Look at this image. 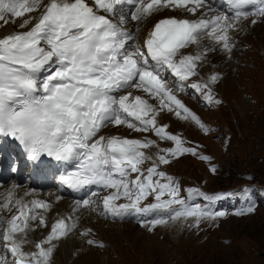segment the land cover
Instances as JSON below:
<instances>
[{
  "label": "snow or ice",
  "instance_id": "1",
  "mask_svg": "<svg viewBox=\"0 0 264 264\" xmlns=\"http://www.w3.org/2000/svg\"><path fill=\"white\" fill-rule=\"evenodd\" d=\"M225 3L232 14L216 10L206 0H0V21L19 18L21 29L0 37V137L18 142L33 165L47 156L64 167L59 182L69 190L82 192L91 186L114 189L103 197V211L99 212L102 217H136L149 231L169 218H195L199 227L201 220L224 217L227 213L213 210L212 202L234 193L208 195L192 188L189 191L196 200L187 201L180 195L178 182L162 170L185 154L201 160L211 157L186 146L180 135L158 124L157 115L174 112L194 122L204 133L210 132L168 87L164 73L174 74L183 91V82L199 75L198 64L205 59L204 53L186 54L189 48L208 36L230 55L236 43L229 33L244 32L249 25L264 21V0ZM162 9H183L193 16L200 9L204 11L199 19L160 18L143 42H138L134 30L126 26L129 22L149 23V18L155 20ZM210 12L215 14L209 17ZM218 79L219 74L212 75L207 82L192 83L190 87L203 92L207 104H219L222 101L211 88ZM129 89L140 90L148 98L133 96ZM149 99L156 103H149ZM119 126L153 133L157 139L103 134V130ZM159 141L174 146L161 148ZM152 148L156 151L149 155L146 150ZM149 162V167H142ZM17 170L14 165L12 171ZM211 171L216 172L214 165ZM15 187L0 206L9 212ZM94 196L96 192L89 191L85 198L76 199L74 211L79 212L81 205L93 206L95 211L99 206ZM149 197L155 202L142 206L141 202ZM122 198L127 202L117 204ZM201 199L203 205L197 202ZM30 203L33 208H50L42 200ZM246 203L236 215L255 210L254 204ZM15 205L19 211L7 220L0 238L5 250L0 253V264H52L56 241L70 232L84 244L98 246L93 230H81L77 216L69 217L71 223L64 218L56 220L50 234L35 244L36 250L25 251L29 220L38 217L29 214L31 208L22 198H16ZM44 225L40 217L37 227ZM18 233L23 237L18 238ZM9 254L11 259L7 258Z\"/></svg>",
  "mask_w": 264,
  "mask_h": 264
},
{
  "label": "rangeland",
  "instance_id": "2",
  "mask_svg": "<svg viewBox=\"0 0 264 264\" xmlns=\"http://www.w3.org/2000/svg\"><path fill=\"white\" fill-rule=\"evenodd\" d=\"M5 22L2 27L8 24ZM263 33L264 26L259 24L254 31L247 28L239 32L230 55L219 53L221 47L217 44L212 47L210 61L218 60L215 69L219 80L211 88L221 103L207 104L204 93L191 87L173 91L210 128L209 133L176 115L174 122H166L170 133L180 135L187 142L186 146L196 147L200 155H207L211 160L185 154L174 158L162 170L178 177L175 180L181 186L180 195L187 201L196 200L189 190L199 185L208 195L234 191V195L219 199L221 203L215 209L227 214L216 220H201L199 227L195 225V218H169L165 224L149 231L141 227L139 218L112 219L93 212L96 218L118 225L108 227L96 222L98 229L93 232L98 246H88L79 239L81 242L71 250L65 264H264ZM209 70L195 77L202 80ZM161 115L165 117L163 111ZM142 134L157 139L153 133ZM159 144L161 148L174 146L169 141H159ZM155 151L154 148L147 150L149 155ZM213 165L215 173L211 171ZM149 166L150 162L142 167ZM135 176L133 173L131 178ZM248 186L251 191L246 193L243 190ZM247 201L255 205V210L236 215V210L245 208ZM151 202H155L154 197L141 203L144 206ZM197 202L204 204L202 199ZM214 202L216 200L212 207ZM150 218L154 217H145ZM94 219L90 217L85 222L93 225ZM124 222L126 224L121 225Z\"/></svg>",
  "mask_w": 264,
  "mask_h": 264
},
{
  "label": "bare ground",
  "instance_id": "3",
  "mask_svg": "<svg viewBox=\"0 0 264 264\" xmlns=\"http://www.w3.org/2000/svg\"><path fill=\"white\" fill-rule=\"evenodd\" d=\"M191 6V5H189ZM204 9H200L199 15H201V12H203ZM39 13H34V15H38ZM178 15V16H187L188 12L184 11L183 9H162L159 13L158 16H156L155 20H150L149 23H145L143 21H141V25L143 26V30H148L154 21H156V19L158 17L161 16H165V15ZM215 12L213 13H208L209 17L211 15H214ZM16 22H12L13 18H9L6 17L5 21H8V24L5 27H2V23H6L5 21L2 22L0 21V37L6 36L8 34H12L16 31H20L21 29H19V18H14ZM9 20L10 23H9ZM261 25L264 26V21L262 22H258L256 25H249L247 28L251 30L254 28L256 29L257 25ZM126 27H131V22H129V24ZM142 28V27H141ZM230 34V33H229ZM264 34V33H263ZM239 33H235V36H239ZM204 45L201 48V52L202 53H206V49L208 47H206L205 45V40L203 41ZM262 44L264 45V42H262ZM190 52V51H187ZM218 52H221V48H219ZM193 53V52H191ZM225 52H223L224 54ZM213 54H211L212 57ZM207 62H210L209 65H205ZM218 63V60H214V61H210V55H208V57L205 54V59L203 61H201L198 64V68L203 71L205 69L208 68H215V65ZM145 94L144 98H148L147 94ZM153 104L156 103L155 100H151L149 99ZM167 112V111H166ZM170 113V112H168ZM172 113V112H171ZM165 117L163 118V116L161 114L158 115V120L160 119V121L162 122H169V124H171L172 122H174V115H169V114H164ZM162 119V120H161ZM123 130L121 131L120 129H116V130H112V129H107L109 131H121L123 137L128 136V138L131 139V134H129V132H132V130H128V128L123 127ZM141 137V135L136 136L137 139H139ZM16 166L18 167V170L15 172H11V174H6V176L8 178H6L5 180L2 181V183L4 184L2 187H0V206H2L4 203L7 202V194L9 191L13 190V186L15 187L14 190V196H13V200L12 203L9 205V207L14 210V206H15V199L16 198H22L25 202V204L30 205L32 200L35 199H40V198H46L49 199L48 204L50 205V208L47 209L49 211H46L45 209L43 210H35L34 214H37V220L33 221V220H29V229L26 230L27 232V236H26V240L28 241L25 244H28L29 246H32L33 243L35 242L36 238H42L45 239L48 235L46 234L47 229H48V222L47 221V226L46 229L44 230V228L41 227H37V225L39 224V217H43L45 219V217H47V219H54L56 217H59L61 215H65L68 218L69 217H79V226L80 229L82 230L83 227H90L93 231L96 228V230L98 229V226L95 225L96 222H99V224L105 223L107 224V226L109 227L111 224L112 225H118L117 222H109L107 220L101 219V218H96V214H94L92 211H90L88 208H80L79 212H75V201L68 199V198H61L60 201H58L60 198H58L61 194V191H63L61 186L56 187L54 190L52 189H47L46 186L48 185V179L50 178V172L46 169H37L34 168L32 163L30 162L29 164V168L27 170V179L21 183V184H16L17 181L20 179L18 172L23 164L22 160H18V158L15 161ZM5 174L3 173V170L0 171V175ZM10 178V179H9ZM25 193H31V195H25ZM2 208V207H1ZM3 209V208H2ZM11 210V212H12ZM3 212L5 213L4 209ZM11 212L7 211V215H11ZM45 216V217H44ZM90 217H95L94 219V224L92 225L91 222H85L87 221V219H89ZM98 219H101L102 221H97ZM70 222V219H68ZM93 223V222H92ZM104 224V225H105ZM126 223H122L121 225H125ZM95 225V227H94ZM83 226V227H82ZM17 235H20L21 237H23L22 233H18ZM79 236L73 235L71 232L69 233L68 237L66 238H61L60 240L56 241L57 243V250L54 252L53 258H52V264H57L59 262H61V260H64L65 264L67 259L70 256V252L71 250H74V248L76 247V244H79L81 242V240H79Z\"/></svg>",
  "mask_w": 264,
  "mask_h": 264
},
{
  "label": "trees",
  "instance_id": "4",
  "mask_svg": "<svg viewBox=\"0 0 264 264\" xmlns=\"http://www.w3.org/2000/svg\"><path fill=\"white\" fill-rule=\"evenodd\" d=\"M246 190H249V191H251V188H249V186H248V188H246ZM256 191H257V189H256ZM247 193V192H246ZM245 193V194H246ZM249 196V195H248ZM252 197V196H251ZM253 198V197H252ZM257 202V201H256Z\"/></svg>",
  "mask_w": 264,
  "mask_h": 264
}]
</instances>
